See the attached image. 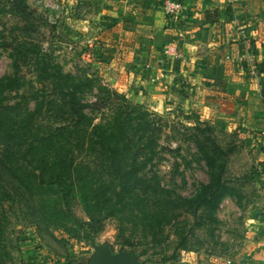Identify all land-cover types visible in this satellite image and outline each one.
Listing matches in <instances>:
<instances>
[{
  "label": "rangeland",
  "instance_id": "obj_1",
  "mask_svg": "<svg viewBox=\"0 0 264 264\" xmlns=\"http://www.w3.org/2000/svg\"><path fill=\"white\" fill-rule=\"evenodd\" d=\"M153 1L27 0L46 22L40 23V32L34 36L41 48L37 55H44L56 69L76 78L89 76L97 86L126 97L131 106H139L147 114L161 130L153 170L173 198L190 199L201 184L210 181L209 168L193 142L198 129L224 148L233 149L224 176L235 191L233 196L226 197L214 214L182 205L173 208L166 213L171 223L158 230L157 236L143 232L134 218L122 221L121 217L104 220L103 231L89 235L82 226L89 216L81 204L73 205L72 213L55 224L49 221L50 225L38 213L41 198L31 200L3 181L0 264H89L93 245L104 242L112 243L116 250L140 252V264H264V62L258 64L255 57L251 58L254 61L249 57L241 60L243 54L248 56V49L243 48L217 60L212 74L197 65L196 72L213 78V88L207 92L216 93V98L200 95L197 87L192 90V84L183 79L152 78L149 74L155 72L159 60L138 30L150 26L156 10L164 11L163 0ZM258 1L252 0V7L259 6ZM13 7L12 0H0V11L6 16L0 17V81L14 75L12 51L3 45H12L25 25L12 12ZM21 76L26 84L19 92L8 94L5 103L34 110L36 101L30 98L43 92V82L34 66H24ZM231 81H238L239 87L229 85ZM93 91L87 99L94 103L99 92ZM94 115L105 122L110 113ZM140 158L142 162L144 156ZM91 159L87 157V161ZM6 190L13 200H2ZM48 203L52 206L53 198ZM125 239L136 247L122 246ZM154 239L160 242L156 244Z\"/></svg>",
  "mask_w": 264,
  "mask_h": 264
},
{
  "label": "trees",
  "instance_id": "obj_2",
  "mask_svg": "<svg viewBox=\"0 0 264 264\" xmlns=\"http://www.w3.org/2000/svg\"><path fill=\"white\" fill-rule=\"evenodd\" d=\"M12 2V12L25 25L12 45H3L12 51L14 75L0 81V183L9 181L31 200L41 198V220L55 224L72 213L73 205L81 204L89 216L82 224L89 235L103 231L104 220L121 217L122 221L134 218L143 232L157 236L158 230L171 223L166 213L173 208L182 205L214 214L226 197L233 196L234 189L224 179L233 149L224 148L200 128L193 142L209 168L210 181L201 184L190 199L173 198L152 165L161 130L126 97L97 86L89 76L64 73L44 55H37L41 48L34 36L46 23L44 17L27 0ZM2 14L0 11V17H6ZM26 65L34 66L43 82L40 91L44 93L37 91L30 98L36 101L34 110L5 103L8 94L19 92L26 84L21 76ZM94 89L99 93L93 103L87 94ZM105 111L110 116L99 122L94 114ZM8 192L2 194V200H13ZM48 197L49 201L53 198L52 206ZM121 244L136 247L130 239Z\"/></svg>",
  "mask_w": 264,
  "mask_h": 264
},
{
  "label": "crops",
  "instance_id": "obj_3",
  "mask_svg": "<svg viewBox=\"0 0 264 264\" xmlns=\"http://www.w3.org/2000/svg\"><path fill=\"white\" fill-rule=\"evenodd\" d=\"M177 1L183 4V10L178 17L170 18L164 11L156 10L155 16L149 20L150 26L138 30L142 33L141 38L149 42L152 56L159 60L156 61L155 72L149 74L152 78L183 79L188 85L192 84V90L197 87L200 95L216 98V93L207 92L213 88V78H208V75L200 71L196 72L199 70L197 65L204 68L206 74H212L216 72L217 60L222 59L223 55L229 58L233 55V50L241 51L243 48L248 49V56L243 54L241 60L249 57L250 61L256 58L258 64L264 62L263 0H257L260 3L257 7H252V0ZM156 2L161 0L151 3L158 4ZM258 9L263 11L259 13ZM216 10L220 12H217L218 18ZM230 42L236 44L231 45ZM175 48L179 52H174ZM252 49L256 51L253 52ZM253 57L255 58L251 59ZM237 82L231 81L228 84L239 87ZM210 83L213 84L209 86Z\"/></svg>",
  "mask_w": 264,
  "mask_h": 264
},
{
  "label": "water",
  "instance_id": "obj_4",
  "mask_svg": "<svg viewBox=\"0 0 264 264\" xmlns=\"http://www.w3.org/2000/svg\"><path fill=\"white\" fill-rule=\"evenodd\" d=\"M94 254L89 264H140L141 253L135 250H116L110 242L94 244Z\"/></svg>",
  "mask_w": 264,
  "mask_h": 264
},
{
  "label": "built area",
  "instance_id": "obj_5",
  "mask_svg": "<svg viewBox=\"0 0 264 264\" xmlns=\"http://www.w3.org/2000/svg\"><path fill=\"white\" fill-rule=\"evenodd\" d=\"M164 13L170 18L178 17L183 10V4L177 0H164ZM264 134V132H263Z\"/></svg>",
  "mask_w": 264,
  "mask_h": 264
}]
</instances>
